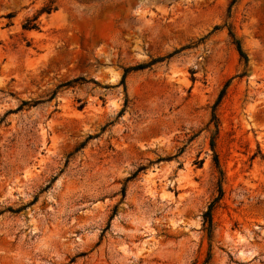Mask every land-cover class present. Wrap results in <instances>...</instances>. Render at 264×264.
I'll use <instances>...</instances> for the list:
<instances>
[{"label":"rangeland","instance_id":"obj_1","mask_svg":"<svg viewBox=\"0 0 264 264\" xmlns=\"http://www.w3.org/2000/svg\"><path fill=\"white\" fill-rule=\"evenodd\" d=\"M0 264H264V0H0Z\"/></svg>","mask_w":264,"mask_h":264},{"label":"trees","instance_id":"obj_2","mask_svg":"<svg viewBox=\"0 0 264 264\" xmlns=\"http://www.w3.org/2000/svg\"><path fill=\"white\" fill-rule=\"evenodd\" d=\"M236 1V0H234ZM30 27L32 26H25L26 29H29ZM218 26H216L217 28ZM232 37H233V41L234 43L236 44V47H237V50L239 52V54L241 55V57L245 60H247V55L246 53L244 52V50L242 49V46H241V43L238 39L234 38V34L231 33ZM130 68H126L125 69V74L123 76V82H125V79H126V76H127V73L129 71ZM219 101L215 104L214 106V109L216 108V106L218 105ZM216 117L215 115V112H214V118ZM92 136H89V138H91ZM221 195H222V188L221 186L219 187V196L217 198H215L208 206V209L204 212V223L207 224V228L208 230H211V227H212V213H213V209L215 207V204L216 202L221 198Z\"/></svg>","mask_w":264,"mask_h":264}]
</instances>
